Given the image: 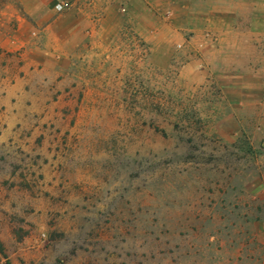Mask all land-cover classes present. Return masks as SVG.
<instances>
[{
	"label": "rangeland",
	"instance_id": "1",
	"mask_svg": "<svg viewBox=\"0 0 264 264\" xmlns=\"http://www.w3.org/2000/svg\"><path fill=\"white\" fill-rule=\"evenodd\" d=\"M0 264H264V0H0Z\"/></svg>",
	"mask_w": 264,
	"mask_h": 264
}]
</instances>
